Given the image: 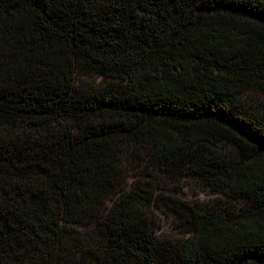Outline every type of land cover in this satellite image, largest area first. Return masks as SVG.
<instances>
[{
	"label": "trees",
	"instance_id": "16d2710c",
	"mask_svg": "<svg viewBox=\"0 0 264 264\" xmlns=\"http://www.w3.org/2000/svg\"><path fill=\"white\" fill-rule=\"evenodd\" d=\"M131 148L241 203L118 190ZM0 264H264V0H0Z\"/></svg>",
	"mask_w": 264,
	"mask_h": 264
},
{
	"label": "rangeland",
	"instance_id": "374dc122",
	"mask_svg": "<svg viewBox=\"0 0 264 264\" xmlns=\"http://www.w3.org/2000/svg\"><path fill=\"white\" fill-rule=\"evenodd\" d=\"M80 81L77 78V82ZM94 83L97 87H107V81L101 79V77L83 76L79 85L81 88L89 86ZM127 151V150H126ZM142 154H136L131 148L128 153L126 152L124 162V174L122 181L120 182L121 191H124L135 184L144 180L153 182L155 198L160 196H169L172 198L180 199L191 205H196L201 208H210L216 206L222 208L226 205L240 204L241 201L236 197H230L225 193H215L209 189L203 187L198 181L189 177L182 179H176L174 175L160 172L158 170H149L145 167L146 158L148 155L145 154V150ZM144 157V158H143ZM148 163L155 165L156 163L151 162L150 158ZM117 190V191H118ZM117 191L112 193L106 198L105 202L107 205L111 204L117 196ZM120 191V192H121ZM225 202L224 206H221ZM147 221L149 226L152 228L153 233L156 237L168 238L174 241H182L186 235L176 228L175 216L165 209L158 202L152 203L147 210ZM89 222H83L78 224L81 231H89Z\"/></svg>",
	"mask_w": 264,
	"mask_h": 264
}]
</instances>
